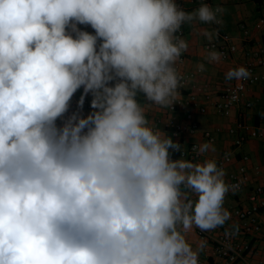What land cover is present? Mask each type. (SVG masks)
<instances>
[{
	"label": "clouds",
	"instance_id": "1",
	"mask_svg": "<svg viewBox=\"0 0 264 264\" xmlns=\"http://www.w3.org/2000/svg\"><path fill=\"white\" fill-rule=\"evenodd\" d=\"M223 11L201 3L189 12L176 0H0V264H199L205 244L194 249L187 234L223 226L235 186L215 160L171 159L183 148L145 107H172L180 95L182 27L220 24ZM250 75L239 66L225 80Z\"/></svg>",
	"mask_w": 264,
	"mask_h": 264
},
{
	"label": "built area",
	"instance_id": "2",
	"mask_svg": "<svg viewBox=\"0 0 264 264\" xmlns=\"http://www.w3.org/2000/svg\"><path fill=\"white\" fill-rule=\"evenodd\" d=\"M183 0H176V3L183 8ZM239 1V0H235ZM201 3L209 4V0H199ZM217 8V7H215ZM213 8V9H215ZM219 19V18H218ZM81 30L94 33V30L87 25H78ZM256 28L264 27V18H259L255 23ZM240 38L244 41L249 39L250 30L246 24H239ZM184 28L182 27L179 35L184 37ZM204 50L207 54L209 50H216L222 54L221 61L228 60L231 55L237 52L238 47L235 43V38L229 34H222L218 39L205 44ZM185 61L183 53L180 61L177 63V70L181 75V86L178 88L180 93L176 103L172 107L166 108V116L163 121V128L169 132L170 137L174 142H180L186 137H193L201 131L199 122L195 118V114L205 115L208 113V106H211L217 116L228 117L233 110L239 105L245 109L252 107V101L247 99V93L252 86L256 84L262 85L264 95V46H247L244 49V60L241 66L248 69L250 77L246 80H232L221 86L217 91H213L211 86L200 81L203 76V71L197 68L184 71L181 65ZM80 96H73L69 112L71 115L76 111L77 103ZM91 96L85 97L83 109L91 111L90 108ZM181 109H185L183 121L176 118V114ZM58 123H60L58 121ZM220 129H216L215 133L210 130H202V136L207 143L215 141V134L219 133ZM227 134L231 137L229 149H224L215 160L217 166L224 171L233 163H238L235 168L228 172L227 184L235 186L225 196V199L231 193H238L246 189L248 191L247 204L236 206L233 209V215L238 220L240 230L243 235L252 236L264 229V224L259 219V214L264 210V189L258 184H254L248 170L249 157L245 154H240L239 159L236 157V151L239 150L249 140H264V116H262L257 124L247 122L241 115L230 125ZM199 148L197 142H189L183 148V154L180 151H172L176 157L191 160L200 163L201 159L206 155L194 151ZM253 170L258 173V167H253ZM225 203V200H224ZM196 236L201 242H204V251H209L211 255L223 260L224 264H255L249 259L251 252L250 242H238L231 237H226L223 234L213 236L207 231H200L194 228ZM199 264H209L199 258ZM261 264V263H256Z\"/></svg>",
	"mask_w": 264,
	"mask_h": 264
},
{
	"label": "crops",
	"instance_id": "3",
	"mask_svg": "<svg viewBox=\"0 0 264 264\" xmlns=\"http://www.w3.org/2000/svg\"><path fill=\"white\" fill-rule=\"evenodd\" d=\"M199 0H183L182 6L186 11H193L200 6ZM209 5L212 8L220 7L224 11L218 14V18L221 20L220 24H204L198 23L195 25H184V39L189 44L188 51L185 54V61L181 65L184 71H190L197 68V65L203 63L205 71L200 81L208 83L213 91H217L221 86L227 84L230 81L225 80V73L230 68H236L241 66L244 60V49L247 46H260L262 44V37L264 36V27L256 28L255 23L259 18H264V2L257 9L255 0H209ZM246 24L249 27L250 35L247 41L240 38V31L238 30L239 24ZM208 29L215 33L213 39L209 41L203 35L200 34V30ZM222 34H229L235 38L238 50L236 53L226 61H220L219 63H209L205 57L206 52L204 46L210 43ZM83 89L77 91L74 96H81ZM90 96V95H88ZM247 99L252 101V107L250 109L243 108L239 105L232 113L225 118L217 116L213 108L208 106V113L205 115L195 114L196 120L199 122L200 129L210 130L215 133L216 129H220L219 133L215 134V141L207 143L203 138L201 131L193 137H186V139L180 142V145L185 148L189 142H197L199 145L210 144L211 148L207 151L206 155L201 159L200 163L205 160H216L217 157L224 149H229L231 146V137L227 134V128L232 125L238 116H242L247 122L257 124L259 119L264 116V95L262 85L256 84L251 87L247 93ZM141 104L150 103L144 100L143 96L140 97ZM78 110V109H77ZM76 110V111H77ZM185 109H181L176 118L183 121V114ZM90 111L82 109V113L87 115ZM166 108H162L157 105H147L145 107V114L149 121L156 128H160L168 136L169 132L163 128V121L166 116ZM214 149V150H212ZM236 157L239 159L240 154H245L249 157L248 170L252 177L254 184H258L264 189V140H249L236 152ZM171 159H179L174 155L170 149ZM238 163H233L230 168L226 169L225 182H227L228 172L230 169L236 167ZM253 167H258L259 172L256 173ZM248 191L246 189L238 193H231L225 199L224 208L230 213V219L226 221L223 226H219L213 230L207 231L210 235L217 236L220 234L225 235L226 230H233V225H238V232L232 239L238 242H250L251 252L249 253V259L253 263L264 264V229L252 236H246L241 233L238 220L233 215V209L236 206L247 204ZM195 199V197H193ZM261 223L264 224V210L259 214ZM189 243L192 244L195 249L196 246L201 243L196 236L194 229L187 234ZM199 258L203 261H207L209 264H224L223 260L211 255L209 251H201Z\"/></svg>",
	"mask_w": 264,
	"mask_h": 264
},
{
	"label": "trees",
	"instance_id": "4",
	"mask_svg": "<svg viewBox=\"0 0 264 264\" xmlns=\"http://www.w3.org/2000/svg\"><path fill=\"white\" fill-rule=\"evenodd\" d=\"M256 4H257V9H259V7L262 5V3L264 2V0H255ZM262 44L264 46V36L262 37Z\"/></svg>",
	"mask_w": 264,
	"mask_h": 264
}]
</instances>
